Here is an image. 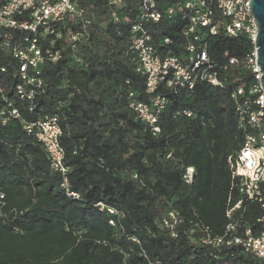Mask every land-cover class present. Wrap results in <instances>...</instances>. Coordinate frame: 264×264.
I'll use <instances>...</instances> for the list:
<instances>
[{"label":"trees","instance_id":"16d2710c","mask_svg":"<svg viewBox=\"0 0 264 264\" xmlns=\"http://www.w3.org/2000/svg\"><path fill=\"white\" fill-rule=\"evenodd\" d=\"M124 1L121 14L131 17L135 0ZM89 5L95 22L82 53L66 51L43 65V90L32 102L16 92L15 59L0 54V264H263L241 243L202 244L197 229L220 236L234 223L227 237L240 238L246 229L261 230L264 208L240 192L228 163L250 132L239 126L231 97L240 86L241 99L255 97L247 91L253 76L242 68L250 39L207 36L215 63H237L219 70L221 86L201 81L192 89H158L164 108L154 132L130 106L150 95L127 53V20L115 27L102 20L110 14L105 0ZM180 29V22L150 26L159 55H184ZM162 36L172 42L162 44ZM47 114L61 121L67 185L77 197L66 194L63 177L51 169L36 128H25ZM169 211L179 217L173 229L163 223Z\"/></svg>","mask_w":264,"mask_h":264},{"label":"built area","instance_id":"2783aa9c","mask_svg":"<svg viewBox=\"0 0 264 264\" xmlns=\"http://www.w3.org/2000/svg\"><path fill=\"white\" fill-rule=\"evenodd\" d=\"M89 1L0 0V54H11L16 61L13 75L19 80L16 92L20 99L32 102L43 90L44 83L40 77L43 65L59 61L66 51L70 54L82 53L90 39L88 27L95 22ZM105 2L110 14L102 17L103 22L108 19L117 27V23L125 19L129 24L127 53L135 71L144 77L145 91L150 95L149 102H131L130 106L154 132L159 131L156 122L164 108V98L158 89L162 86L192 89L196 82L201 81L221 86L225 77H220L219 70L224 71L228 65L237 63L235 58H230L228 65L215 63L206 47L207 36L223 33L230 37L244 35L250 39L253 49L242 60V68L253 76L254 82L247 91L255 97L252 101L247 97L241 99L246 93L242 86L231 94L239 114V126L248 128L250 132L235 156L228 158V163L240 192L246 198L260 202L264 208V95L254 46L258 28L248 5L249 0H135V11L131 17L121 14L124 0ZM162 21L181 23L180 33L185 40L181 58L172 53L159 55L161 53L152 41L149 28ZM161 41L166 45L172 42V38L162 36ZM73 58L76 62L81 61L79 56ZM0 70L4 71L5 67L0 66ZM11 113L18 116L16 109H12ZM184 113L190 115V112ZM25 128L28 131L36 128L35 135L47 153L51 169L63 177L61 185L66 194L77 197L67 185L64 150L59 142L63 131L59 117L47 114ZM192 173L193 168L186 169V181L192 179ZM239 203L227 211L228 216L239 207ZM168 215L170 219H164L163 223L173 229L178 225V214L169 211ZM259 221V234L252 235L246 229L245 238L227 237V232L234 230V223H229L226 232L220 236H212L207 227L198 225L199 240L213 247L241 243L245 250L251 251L264 264V215Z\"/></svg>","mask_w":264,"mask_h":264},{"label":"water","instance_id":"95a60500","mask_svg":"<svg viewBox=\"0 0 264 264\" xmlns=\"http://www.w3.org/2000/svg\"><path fill=\"white\" fill-rule=\"evenodd\" d=\"M248 5L257 24V34L254 42L256 63L261 71L260 84L264 95V0H249Z\"/></svg>","mask_w":264,"mask_h":264},{"label":"rangeland","instance_id":"374dc122","mask_svg":"<svg viewBox=\"0 0 264 264\" xmlns=\"http://www.w3.org/2000/svg\"><path fill=\"white\" fill-rule=\"evenodd\" d=\"M65 84H66V82L63 81V82H62V86H65Z\"/></svg>","mask_w":264,"mask_h":264}]
</instances>
